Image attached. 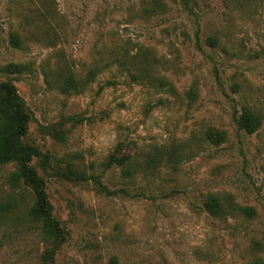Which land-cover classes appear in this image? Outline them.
Masks as SVG:
<instances>
[{
  "label": "rangeland",
  "instance_id": "374dc122",
  "mask_svg": "<svg viewBox=\"0 0 264 264\" xmlns=\"http://www.w3.org/2000/svg\"><path fill=\"white\" fill-rule=\"evenodd\" d=\"M139 49L157 79L143 86L111 64ZM12 63L23 72H2ZM96 65L83 92L61 90ZM7 78L34 117L25 142L50 156L46 171L34 164L66 240L45 262L50 246L27 218L32 191L0 165V264H264V0H0ZM243 108L262 118L254 134L235 123ZM211 128L224 140L207 137ZM119 146L143 152V166L171 147L179 162L125 178L105 168ZM69 169L88 180L60 176ZM210 194L231 214L211 216Z\"/></svg>",
  "mask_w": 264,
  "mask_h": 264
},
{
  "label": "trees",
  "instance_id": "16d2710c",
  "mask_svg": "<svg viewBox=\"0 0 264 264\" xmlns=\"http://www.w3.org/2000/svg\"><path fill=\"white\" fill-rule=\"evenodd\" d=\"M184 2L188 5L189 0H184ZM12 43L15 47L19 48L21 45L20 38L17 35H13ZM208 44L212 47L217 46V38L209 37ZM111 64L117 66L119 76L128 77L133 83L138 85L143 86V80H149L150 82L157 80L151 78L148 74L145 75L143 72L142 49H139L134 55L130 52L128 54H119ZM23 69V65L14 63L1 68L2 72L6 75L20 74L23 72ZM101 72V67L96 65L89 71L88 80L85 82H79L75 76L70 75L64 80L61 90L65 93H81L85 90L87 82L95 80ZM114 85H116V81L108 80L103 87ZM194 95L195 92L192 90L189 96L192 98ZM33 119L34 117L30 108L24 98L18 93L12 79L0 80V165L12 164L14 166V170L10 175L12 185L23 189L29 188L32 191L34 203L27 212V218L38 224L43 238L50 246L43 255V259L46 262L54 260L56 252L66 239L64 229L53 215V207L49 200L45 180L40 176L34 164L35 162H40L46 171L50 168V156L42 153L38 147L28 144L24 140ZM68 121L74 124H81L83 119L71 117L68 118ZM235 123L240 130L247 134H254L261 128L263 121L251 109L243 108L239 116L235 117ZM61 134L60 132H56L59 138L62 136ZM213 135L220 137L222 140L225 137L224 132L211 128L208 130L207 137L212 139ZM163 154V156L155 154L152 157H148L143 166V152H127L119 146L116 152L108 158L105 163V168L107 170L119 168L125 178L143 180V173L149 169L154 171L162 163H169L175 168L179 162L177 150L171 147L169 150L163 152ZM139 157L141 161L138 160ZM60 176L73 181L88 180L84 174L77 173L72 169L60 173ZM95 181L101 185L99 180L95 179ZM204 208L211 216L217 218H224L232 212L214 194L206 197L204 200ZM239 210L241 214L248 217H254L256 215L255 210L252 208L238 207ZM251 264H263V262L261 259H257Z\"/></svg>",
  "mask_w": 264,
  "mask_h": 264
}]
</instances>
